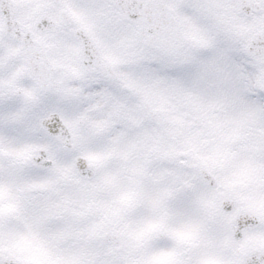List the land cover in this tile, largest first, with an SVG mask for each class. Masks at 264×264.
Listing matches in <instances>:
<instances>
[{"label": "snow or ice", "instance_id": "1", "mask_svg": "<svg viewBox=\"0 0 264 264\" xmlns=\"http://www.w3.org/2000/svg\"><path fill=\"white\" fill-rule=\"evenodd\" d=\"M0 264H264V0H0Z\"/></svg>", "mask_w": 264, "mask_h": 264}]
</instances>
